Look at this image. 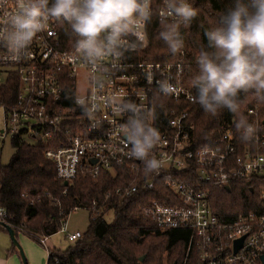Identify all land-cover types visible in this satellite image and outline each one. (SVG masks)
I'll list each match as a JSON object with an SVG mask.
<instances>
[{"label":"built area","instance_id":"2783aa9c","mask_svg":"<svg viewBox=\"0 0 264 264\" xmlns=\"http://www.w3.org/2000/svg\"><path fill=\"white\" fill-rule=\"evenodd\" d=\"M16 3L7 0L0 10V26ZM162 4L159 0L156 12ZM152 7L154 11L153 0ZM145 29L136 51L125 52L115 67L109 61L98 70L77 57L66 23L50 20L33 40L29 55L19 60H11L6 44L0 41V86L10 78L18 80L14 105L0 106L4 114L0 140L30 134L43 142L47 146L44 157L66 185L80 175L95 178L101 171L113 173L117 168L143 177L141 184L147 189L160 181L175 197L170 204L153 203L144 215L159 230L190 232L186 258L194 250L196 264H264V119L256 109L247 110L249 123L259 129L251 142L235 135L231 120L199 144L188 110L183 108L193 103L194 96L186 84L189 68L183 52L174 62L141 59L147 43ZM79 78L86 83L81 97L76 94ZM162 81L175 91L170 95L159 92ZM77 98L85 103L77 105ZM128 102L142 107L141 115L149 114V123L159 132L151 153L161 163L156 171L145 172L142 161L126 155L131 148L123 132L132 116L125 107ZM235 183H244L252 194L258 192V199L249 211L221 219L210 204L211 188L226 190ZM138 189L133 185L116 190L115 195L130 197ZM60 232L69 243L82 236L64 227ZM39 241L44 245L45 239Z\"/></svg>","mask_w":264,"mask_h":264},{"label":"trees","instance_id":"16d2710c","mask_svg":"<svg viewBox=\"0 0 264 264\" xmlns=\"http://www.w3.org/2000/svg\"><path fill=\"white\" fill-rule=\"evenodd\" d=\"M158 1L153 0L154 13ZM190 3L198 10V15L190 28L180 29L184 38L181 52L189 68L186 84L195 96L191 80L198 74L196 57L200 47L207 44L204 31L215 26L231 0H191ZM145 30L147 43L140 53L141 59L174 62L180 58L181 52L173 55L159 37L161 29L155 15ZM17 94L18 80L13 77L0 86V106L14 105ZM240 100V112L248 122L249 109H256L258 116L264 119V103L252 94L241 93ZM183 108L188 110L199 144L210 140V132L216 127L236 119L227 109L216 116L207 114L194 102ZM233 132L239 137L235 126ZM11 145L14 154L7 165H0V221L12 227L16 237L22 234L41 245L40 239L61 231L72 212L79 209L88 212L89 224L81 238L64 252L46 249V264H164L165 255L167 259L175 256L178 264H196L194 250L186 258L189 231L159 230L144 215V210L153 203L170 204L174 199V194L162 182L156 181L147 189L141 184L143 177L133 175L126 168H117L113 173L101 171L95 178L80 175L71 185H66L57 179L53 164L44 157L47 146L43 142L28 144L14 136ZM133 185H138L139 189L130 197L115 195L116 190ZM257 199L258 192L250 193L244 183L231 184L229 191L211 188V207L224 220L249 211ZM109 214L111 223L105 221ZM142 257L144 260L140 263Z\"/></svg>","mask_w":264,"mask_h":264},{"label":"clouds","instance_id":"9594fccd","mask_svg":"<svg viewBox=\"0 0 264 264\" xmlns=\"http://www.w3.org/2000/svg\"><path fill=\"white\" fill-rule=\"evenodd\" d=\"M7 0H0V10ZM156 15L159 37L175 55L184 48L181 27L190 28L198 10L189 0H163L154 13L152 0H17L0 26V41L7 46L9 58L29 55L37 34L45 31L50 20L66 23L74 37L77 57L89 68L100 69L111 61L113 67L125 52L136 51L144 41L142 30ZM207 41L196 57L198 74L192 80L196 95L191 99L205 113L216 116L227 109L236 119L234 126L242 142H251L259 131L240 112V95L252 94L264 103V0H231L215 26L205 29ZM175 88L160 82L159 92L170 95ZM81 106L84 99L77 98ZM132 112L123 127L126 155L143 162L145 172L161 167L151 155L160 136L149 123L142 107L128 102Z\"/></svg>","mask_w":264,"mask_h":264},{"label":"rangeland","instance_id":"374dc122","mask_svg":"<svg viewBox=\"0 0 264 264\" xmlns=\"http://www.w3.org/2000/svg\"><path fill=\"white\" fill-rule=\"evenodd\" d=\"M85 79L79 78L76 94L78 96H82L84 93V87H85ZM3 116L4 114L0 110V131L3 130ZM30 133V132H29ZM21 140L28 144H37V141L34 140L30 134L24 135L20 137ZM14 154V149L11 145V138H6L4 140H0V165L5 166L10 161V158ZM105 221L107 223L112 222V216L109 214L107 217H105ZM89 224L88 220V212L86 210H76L72 212L66 219L65 226H63L66 230V232L73 233V232H80L84 233L87 230ZM17 241L23 251V254L27 260V255L25 253V250L27 253H31L33 261H35V264H45L46 263V249H55L59 250L60 252L66 251L70 246L71 243H69L66 239V234L59 232L56 235H53L49 238L45 239L44 245H38L28 239L26 236L22 234H18ZM22 243L25 246V249L22 245ZM175 256H171V258H166V255L164 256V264H178L175 260ZM27 264H29L27 260Z\"/></svg>","mask_w":264,"mask_h":264},{"label":"crops","instance_id":"0c3cea01","mask_svg":"<svg viewBox=\"0 0 264 264\" xmlns=\"http://www.w3.org/2000/svg\"><path fill=\"white\" fill-rule=\"evenodd\" d=\"M22 245L25 249V246L23 243ZM25 253L27 255V260L29 264H35V261H33L31 253H27L26 250H25ZM46 258H47V252H46ZM46 263H47V260H46ZM0 264H21V260L19 258L18 252L12 246L7 232L1 229H0Z\"/></svg>","mask_w":264,"mask_h":264},{"label":"water","instance_id":"95a60500","mask_svg":"<svg viewBox=\"0 0 264 264\" xmlns=\"http://www.w3.org/2000/svg\"><path fill=\"white\" fill-rule=\"evenodd\" d=\"M226 190L229 191L228 188H226ZM0 227H2L3 229L6 230V232L8 234V237H9V239L11 241L12 246L18 252L19 258L21 260V264H27L26 258H25L24 254H23V251H22V249H21V247H20V245H19V243L17 241L15 230L12 227H10L9 225H7V224H5L4 222H1V221H0ZM240 242L238 243L239 244L238 247L240 246ZM143 260H144V257L140 258L139 262L141 263V262H143ZM262 260H264V257H262Z\"/></svg>","mask_w":264,"mask_h":264}]
</instances>
